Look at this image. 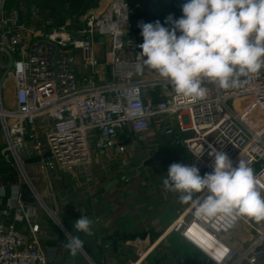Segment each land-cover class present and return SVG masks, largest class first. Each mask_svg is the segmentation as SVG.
Listing matches in <instances>:
<instances>
[{
    "label": "built area",
    "instance_id": "2783aa9c",
    "mask_svg": "<svg viewBox=\"0 0 264 264\" xmlns=\"http://www.w3.org/2000/svg\"><path fill=\"white\" fill-rule=\"evenodd\" d=\"M8 1L0 0L1 154L8 164L24 173V153L31 151V158L41 157L36 163L40 172L73 173L91 165L94 154L124 155L127 135L149 133L152 120L162 117L170 124V145L183 147L201 176L213 171L214 158L208 155L212 145L229 156L233 167L246 162L264 183V70L242 77L241 85L230 89L205 80L207 95L192 101L180 97L154 70H137L143 37L130 26L134 9L126 0H101L83 17L77 36L26 26L17 6L6 7ZM8 74L14 76L15 109L4 104ZM46 153L50 157L43 158ZM7 186L0 182V198H6ZM206 195L204 190L193 198ZM196 206L190 202L165 235L178 234L206 264H264V221L200 218ZM30 216L21 202L3 211L7 220L0 222V264H51L50 249L38 237L40 227L32 226L28 237L16 229V222ZM238 224L251 231L241 249L228 242ZM152 252L153 246L139 250L126 264H143ZM87 262L104 264L90 258Z\"/></svg>",
    "mask_w": 264,
    "mask_h": 264
},
{
    "label": "crops",
    "instance_id": "0c3cea01",
    "mask_svg": "<svg viewBox=\"0 0 264 264\" xmlns=\"http://www.w3.org/2000/svg\"><path fill=\"white\" fill-rule=\"evenodd\" d=\"M99 72L103 73L104 69L100 67ZM9 87L13 89L14 102L6 107L15 109L13 74L3 88ZM166 120L153 119L152 129L145 135H127L126 141L130 140V144H127L128 151L124 155L106 157L94 154L91 165L73 173L40 172L36 164L27 162L31 159V151L24 153L25 174L16 167H8L1 160L5 139L3 132L0 133V182L8 185L6 198H0V222L7 220L3 211L8 204L16 209L19 202L23 203L31 216L27 221L16 222V229L28 237L31 227L38 225V237L53 256L51 264H88L87 258L98 262L103 260L104 264H126L127 259L150 246H153V252L143 264H206L205 258L178 234L165 235L188 204L180 202V193L165 189L163 179L167 174L162 176L153 171L162 162L192 166L183 147L171 146L169 139L167 141L161 135L158 128ZM155 149H159L162 159L138 167V162L143 163L152 157ZM125 165L130 170L137 169L138 174L123 179ZM117 179V185L97 195ZM26 197L34 198V202L27 203ZM80 216L93 221L92 236L74 229L73 225ZM67 234L79 235L84 240V251L76 257H71L64 247ZM250 237L251 231L238 224L228 235V242L241 249Z\"/></svg>",
    "mask_w": 264,
    "mask_h": 264
},
{
    "label": "clouds",
    "instance_id": "9594fccd",
    "mask_svg": "<svg viewBox=\"0 0 264 264\" xmlns=\"http://www.w3.org/2000/svg\"><path fill=\"white\" fill-rule=\"evenodd\" d=\"M182 12L179 19L169 14L163 25L159 20L138 24L143 37L138 71L154 70L180 97L197 101L207 95L205 80L230 89L240 86L242 77L264 70V0H188ZM209 148L214 158L211 173L201 176L196 166L173 163L163 179L165 189L180 193L181 203L194 202L200 218L264 221V183L243 160L233 167L224 151ZM204 190L208 195L193 198ZM92 226L87 216L73 225L85 236L94 234ZM67 235L64 247L76 257L84 251V240Z\"/></svg>",
    "mask_w": 264,
    "mask_h": 264
},
{
    "label": "trees",
    "instance_id": "16d2710c",
    "mask_svg": "<svg viewBox=\"0 0 264 264\" xmlns=\"http://www.w3.org/2000/svg\"><path fill=\"white\" fill-rule=\"evenodd\" d=\"M22 1L26 7L37 8L43 12L46 19L54 21L59 29H71L67 23L71 22L77 26V31L83 28L81 19L91 10L99 7L101 0H9L6 7H14ZM128 5L134 9V14L130 17L129 23L134 30H140V22L150 23L159 20L164 24L165 18L171 14L174 19H179L182 12V5L188 0H126ZM167 26V25H165ZM76 31V32H77ZM1 160L10 168L4 158Z\"/></svg>",
    "mask_w": 264,
    "mask_h": 264
},
{
    "label": "rangeland",
    "instance_id": "374dc122",
    "mask_svg": "<svg viewBox=\"0 0 264 264\" xmlns=\"http://www.w3.org/2000/svg\"><path fill=\"white\" fill-rule=\"evenodd\" d=\"M17 7L20 9V12L22 14V19L23 22L26 26H36V29L39 31H46V33H53L54 31H60V30H64L67 31L71 34H73L74 36H77V26H75L74 24H72L71 22H68L67 25L71 26V29H67V28H57L55 26L54 21H50L49 19H46L45 15L43 14V12H41V10L37 9V8H29L26 7L24 5V3L22 1L19 2V4L17 5ZM183 16V13L181 14L180 18ZM49 22L50 26H45L46 23ZM81 22H83V19H81ZM166 27H169V25H167ZM101 69L103 70V68L101 67ZM11 78V74H8L6 77H4V86L6 85V81L7 79ZM4 89V88H3ZM3 95H4V104H5V108H7L6 106L12 105V103L14 102V93H13V89L12 87H9L8 89H4L3 90ZM156 119H165V118H156ZM170 124L169 121H165L162 122L159 126V131L161 132V135L163 136V138L165 140L168 141L169 137L168 135H166V131L169 128ZM177 126V124L175 123V127ZM2 129L0 128V133H2ZM191 133H188L186 136H190ZM171 162H162L161 164L157 165L154 169L153 172L158 173L159 175H166L168 173V169ZM25 174V173H24ZM189 204V203H187Z\"/></svg>",
    "mask_w": 264,
    "mask_h": 264
},
{
    "label": "water",
    "instance_id": "95a60500",
    "mask_svg": "<svg viewBox=\"0 0 264 264\" xmlns=\"http://www.w3.org/2000/svg\"><path fill=\"white\" fill-rule=\"evenodd\" d=\"M101 41H103V40H101ZM126 143L130 144V140H127ZM129 150L131 151L132 147L129 146ZM48 157H50V153H46L43 156V158H48ZM161 159H162V155H161L159 149H155V153H154V155H152V157H150L149 159H147L143 163L141 161L138 162V167H140V166H144V167L149 166L151 164H154V163L160 161ZM40 161H41V157H33L27 162L31 163V164L32 163L36 164V163H39ZM124 170H125L126 175H125V177L123 179L132 178V177H134L135 175L138 174V170L137 169L130 170L128 165L124 166ZM118 183H119V180L117 179L116 181L106 185L105 188L103 190H101L97 195H101L104 191H109L110 189H112ZM25 201L27 203H33L34 202V198L26 197Z\"/></svg>",
    "mask_w": 264,
    "mask_h": 264
}]
</instances>
